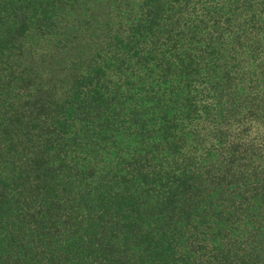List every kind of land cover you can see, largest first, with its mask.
I'll list each match as a JSON object with an SVG mask.
<instances>
[{
	"label": "trees",
	"instance_id": "obj_1",
	"mask_svg": "<svg viewBox=\"0 0 264 264\" xmlns=\"http://www.w3.org/2000/svg\"><path fill=\"white\" fill-rule=\"evenodd\" d=\"M0 264H264V0H0Z\"/></svg>",
	"mask_w": 264,
	"mask_h": 264
}]
</instances>
